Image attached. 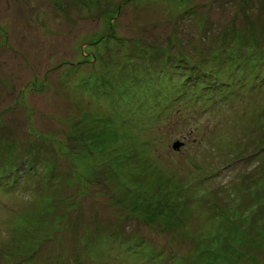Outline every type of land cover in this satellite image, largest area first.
Wrapping results in <instances>:
<instances>
[{"label":"rangeland","instance_id":"374dc122","mask_svg":"<svg viewBox=\"0 0 264 264\" xmlns=\"http://www.w3.org/2000/svg\"><path fill=\"white\" fill-rule=\"evenodd\" d=\"M0 264H264V0H0Z\"/></svg>","mask_w":264,"mask_h":264},{"label":"water","instance_id":"95a60500","mask_svg":"<svg viewBox=\"0 0 264 264\" xmlns=\"http://www.w3.org/2000/svg\"><path fill=\"white\" fill-rule=\"evenodd\" d=\"M174 149L175 150H178L179 149V145H176Z\"/></svg>","mask_w":264,"mask_h":264}]
</instances>
